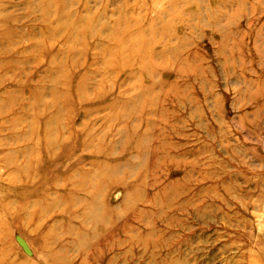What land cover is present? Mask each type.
Masks as SVG:
<instances>
[{
	"label": "rangeland",
	"instance_id": "rangeland-1",
	"mask_svg": "<svg viewBox=\"0 0 264 264\" xmlns=\"http://www.w3.org/2000/svg\"><path fill=\"white\" fill-rule=\"evenodd\" d=\"M0 264H264V0H0Z\"/></svg>",
	"mask_w": 264,
	"mask_h": 264
}]
</instances>
